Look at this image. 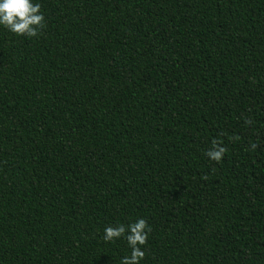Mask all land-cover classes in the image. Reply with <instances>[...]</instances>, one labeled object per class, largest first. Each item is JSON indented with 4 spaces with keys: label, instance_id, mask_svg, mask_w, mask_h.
<instances>
[{
    "label": "trees",
    "instance_id": "16d2710c",
    "mask_svg": "<svg viewBox=\"0 0 264 264\" xmlns=\"http://www.w3.org/2000/svg\"><path fill=\"white\" fill-rule=\"evenodd\" d=\"M36 2L0 27V264H120L137 219L139 264H264V0Z\"/></svg>",
    "mask_w": 264,
    "mask_h": 264
},
{
    "label": "clouds",
    "instance_id": "9594fccd",
    "mask_svg": "<svg viewBox=\"0 0 264 264\" xmlns=\"http://www.w3.org/2000/svg\"><path fill=\"white\" fill-rule=\"evenodd\" d=\"M43 13L40 12V4L36 0H0V27L17 35L34 37L38 29L43 27ZM223 148L215 144L206 155L219 161ZM147 225L144 219H137L129 224L106 226L103 229V239L112 241L123 237L130 249V254L121 258L120 264H139L144 257L142 245L147 237Z\"/></svg>",
    "mask_w": 264,
    "mask_h": 264
}]
</instances>
